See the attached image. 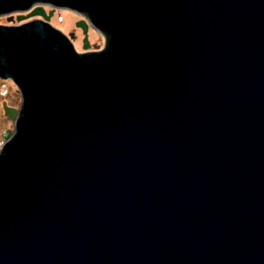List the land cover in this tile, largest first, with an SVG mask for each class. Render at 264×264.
Here are the masks:
<instances>
[{"label":"water","instance_id":"water-1","mask_svg":"<svg viewBox=\"0 0 264 264\" xmlns=\"http://www.w3.org/2000/svg\"><path fill=\"white\" fill-rule=\"evenodd\" d=\"M45 3L86 13L105 49L78 53ZM12 12L42 19L0 25L22 95L0 264H264V0H0Z\"/></svg>","mask_w":264,"mask_h":264},{"label":"flooded vegetation","instance_id":"flooded-vegetation-1","mask_svg":"<svg viewBox=\"0 0 264 264\" xmlns=\"http://www.w3.org/2000/svg\"><path fill=\"white\" fill-rule=\"evenodd\" d=\"M38 3L39 2H36L35 3L36 5H34L33 8L35 6H39L40 4H38ZM41 6H43L47 15L49 12H52V15L49 18L50 24H51L52 19L55 17L56 12H58L60 9H67V8H54L50 4H47V3H45ZM46 8L48 10H46ZM67 10H69V9H67ZM70 11L79 16L78 20H83L87 23V34L89 36V31L91 30V28L94 30V28L88 22V18H87L86 13L79 12V11H72V10H70ZM28 12L29 11L22 12V14H27ZM20 14H21L20 12H12L10 14L5 15V17L10 18L9 21H13V19L16 18ZM2 16H4V15H2ZM36 19L41 20L42 17H40V16L32 17V18H29L27 20H24L23 22L19 23L18 25L32 21V20H36ZM78 20H76V22ZM8 26H17V25H8ZM76 28H77V31L79 32V34L81 35V38H82L81 41H82L85 37V35L83 34V30L77 26H76ZM71 34L72 33H70L68 36H70ZM72 35L75 36L74 40H76V35L75 34H72ZM104 39H105V37H104ZM105 47H106V45H104L103 48H101L99 51L104 50ZM99 51H97V52H99ZM90 52H95V51L90 50V48H89L87 50H82L81 52H78V53H90ZM10 87H12L14 89L15 93H17L22 100V95H21V92L19 90L17 83H15L10 78H4L0 74V154L2 153V148H4L5 144L8 143L10 140H12L15 137V135H16L15 122L21 117V109H22L21 103H22V101L17 106L11 104V101L9 99ZM6 108L12 109L14 111V120L10 119L6 115V113H5Z\"/></svg>","mask_w":264,"mask_h":264},{"label":"rangeland","instance_id":"rangeland-1","mask_svg":"<svg viewBox=\"0 0 264 264\" xmlns=\"http://www.w3.org/2000/svg\"><path fill=\"white\" fill-rule=\"evenodd\" d=\"M46 10L48 9L46 8ZM78 19H79V16L72 13L70 10L60 9L58 12L55 13V17L52 19L51 24L53 25V27L57 28L58 30H60L62 33H64L67 36L70 33L75 34L76 40L73 39L72 42L75 47V50L77 52H81L82 50H84L82 49L84 43H83V40L81 41L82 39L81 35L79 34L75 26L76 23L79 21ZM76 20L78 21L76 22ZM23 21L18 22L16 21V18H14L13 21H9L8 18L5 17V15L0 16V25H7V26L8 25H18L19 23ZM87 38H88L90 50L99 51L105 45V39L103 35L95 29L93 30L91 28V30L89 31V36L87 35ZM9 92H10L9 99L11 101V104L15 106L19 105L21 103V98L19 97V95L15 93L12 87H10Z\"/></svg>","mask_w":264,"mask_h":264},{"label":"bare ground","instance_id":"bare-ground-1","mask_svg":"<svg viewBox=\"0 0 264 264\" xmlns=\"http://www.w3.org/2000/svg\"><path fill=\"white\" fill-rule=\"evenodd\" d=\"M89 44V43H88Z\"/></svg>","mask_w":264,"mask_h":264}]
</instances>
